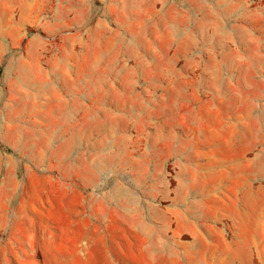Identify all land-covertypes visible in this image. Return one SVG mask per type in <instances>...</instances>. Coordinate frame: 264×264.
<instances>
[{
	"label": "rangeland",
	"instance_id": "374dc122",
	"mask_svg": "<svg viewBox=\"0 0 264 264\" xmlns=\"http://www.w3.org/2000/svg\"><path fill=\"white\" fill-rule=\"evenodd\" d=\"M0 264H264V0H0Z\"/></svg>",
	"mask_w": 264,
	"mask_h": 264
}]
</instances>
